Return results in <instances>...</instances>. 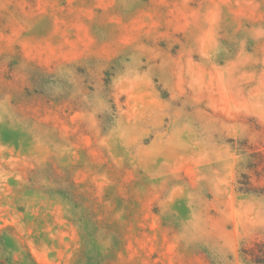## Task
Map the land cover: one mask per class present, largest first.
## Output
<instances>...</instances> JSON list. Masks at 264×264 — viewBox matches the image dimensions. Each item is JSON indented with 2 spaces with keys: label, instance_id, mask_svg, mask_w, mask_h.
<instances>
[{
  "label": "rangeland",
  "instance_id": "374dc122",
  "mask_svg": "<svg viewBox=\"0 0 264 264\" xmlns=\"http://www.w3.org/2000/svg\"><path fill=\"white\" fill-rule=\"evenodd\" d=\"M241 144L264 0H0V264H254Z\"/></svg>",
  "mask_w": 264,
  "mask_h": 264
},
{
  "label": "trees",
  "instance_id": "16d2710c",
  "mask_svg": "<svg viewBox=\"0 0 264 264\" xmlns=\"http://www.w3.org/2000/svg\"><path fill=\"white\" fill-rule=\"evenodd\" d=\"M246 144H241L238 148L243 154H245V159L241 163L245 168L249 170H257L258 167L264 163V153L257 150H246ZM241 179L238 180V190L245 193H263V191H258L251 183V179L246 173L241 174ZM242 253L249 255L251 262L254 264H264V242H256L255 245L249 249H242Z\"/></svg>",
  "mask_w": 264,
  "mask_h": 264
}]
</instances>
